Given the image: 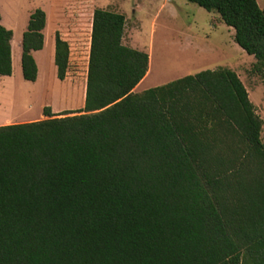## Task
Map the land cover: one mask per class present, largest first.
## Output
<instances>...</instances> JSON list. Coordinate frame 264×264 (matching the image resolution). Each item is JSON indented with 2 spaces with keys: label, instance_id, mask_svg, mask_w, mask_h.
Masks as SVG:
<instances>
[{
  "label": "trees",
  "instance_id": "obj_1",
  "mask_svg": "<svg viewBox=\"0 0 264 264\" xmlns=\"http://www.w3.org/2000/svg\"><path fill=\"white\" fill-rule=\"evenodd\" d=\"M218 13L264 87V8L186 0ZM125 16L93 11L84 105L0 126V264H264V139L227 68L140 93L146 52L123 44ZM46 14L30 13L21 74L35 82ZM13 33L0 24V77ZM70 47L54 34L64 81Z\"/></svg>",
  "mask_w": 264,
  "mask_h": 264
},
{
  "label": "rangeland",
  "instance_id": "obj_2",
  "mask_svg": "<svg viewBox=\"0 0 264 264\" xmlns=\"http://www.w3.org/2000/svg\"><path fill=\"white\" fill-rule=\"evenodd\" d=\"M256 2L260 9L264 8V0ZM70 4L61 0H0V24L13 33V55L20 53L21 35L31 9L40 8L51 16L52 10L70 8ZM77 6L82 10L79 23L64 35L70 47L64 81L57 80L50 59V28L45 33L46 49L33 56L38 67L35 82L23 80L18 63L13 75L0 77V126L43 120L45 107L54 115L82 110L89 55L86 20L92 8H101L125 16L123 44L146 52L151 59L150 74L135 93L204 70L230 69L243 83L263 121V141L262 79L252 71L254 58L234 42L233 29L221 22L218 13L207 12L186 0H88Z\"/></svg>",
  "mask_w": 264,
  "mask_h": 264
},
{
  "label": "crops",
  "instance_id": "obj_3",
  "mask_svg": "<svg viewBox=\"0 0 264 264\" xmlns=\"http://www.w3.org/2000/svg\"><path fill=\"white\" fill-rule=\"evenodd\" d=\"M61 1H67L68 3H71L70 4V8L52 10L51 16H49V15H47L45 13L46 14V25H45V29L43 31V34H44V45H43V49L41 51L45 50L46 47H47V40H46V37H45V33L47 31H49L50 28H51L52 38H50V36H49V42H50L49 54H50V59H51L52 65H53V55H54V34H55V32H58L60 34L61 38L63 40H65V41H67L68 44H69L68 38H65L64 35H66V33H68L70 30H72L74 27H76L78 25V23H79V18H80L81 14H82V10L79 9V7L77 5L79 3H82V2H85V1H88V0H61ZM32 11H33V9H31V12ZM93 11H95V8H92L91 11L88 12L87 20H86V22L88 24V29H89V44H90V35H91V24H92ZM38 52H40V51H38ZM35 53H37V52H33V56L35 55ZM11 62H12V74L11 75H13V72H14V65L17 64V63L19 64V69H20V74H21V50H20L19 54H16V56H14L13 55V50L11 48ZM149 65H151L150 57H149ZM149 65H148V69H147V73H146L145 77L136 86V88L141 86L143 84L144 80L149 76L150 69H151V67ZM21 76H22V74H21ZM37 78H38V74H37ZM135 89H134V91H135ZM249 100L251 102V99H249ZM82 102H83V97H82Z\"/></svg>",
  "mask_w": 264,
  "mask_h": 264
}]
</instances>
